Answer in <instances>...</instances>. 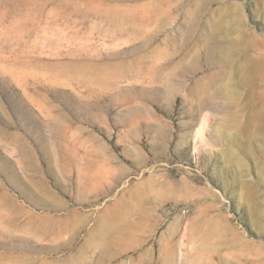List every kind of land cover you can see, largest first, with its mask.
Here are the masks:
<instances>
[{
	"label": "rangeland",
	"instance_id": "1",
	"mask_svg": "<svg viewBox=\"0 0 264 264\" xmlns=\"http://www.w3.org/2000/svg\"><path fill=\"white\" fill-rule=\"evenodd\" d=\"M0 264H264V0H0Z\"/></svg>",
	"mask_w": 264,
	"mask_h": 264
}]
</instances>
